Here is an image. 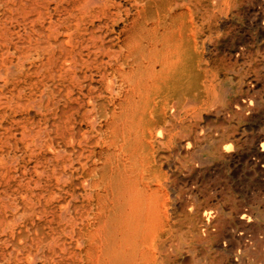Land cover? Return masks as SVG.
Here are the masks:
<instances>
[{
  "label": "bare ground",
  "instance_id": "bare-ground-1",
  "mask_svg": "<svg viewBox=\"0 0 264 264\" xmlns=\"http://www.w3.org/2000/svg\"><path fill=\"white\" fill-rule=\"evenodd\" d=\"M137 6L91 84L105 190L79 264H264V0ZM8 198L0 264H28Z\"/></svg>",
  "mask_w": 264,
  "mask_h": 264
},
{
  "label": "rangeland",
  "instance_id": "rangeland-1",
  "mask_svg": "<svg viewBox=\"0 0 264 264\" xmlns=\"http://www.w3.org/2000/svg\"><path fill=\"white\" fill-rule=\"evenodd\" d=\"M86 3L0 0V193L28 212L15 229L19 241L28 228V264H79L105 190L93 172L105 133L91 114L103 127L107 100L93 108L91 84L138 0Z\"/></svg>",
  "mask_w": 264,
  "mask_h": 264
}]
</instances>
